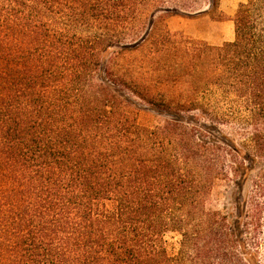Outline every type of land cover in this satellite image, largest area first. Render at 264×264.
I'll return each instance as SVG.
<instances>
[{"label":"trees","instance_id":"obj_1","mask_svg":"<svg viewBox=\"0 0 264 264\" xmlns=\"http://www.w3.org/2000/svg\"><path fill=\"white\" fill-rule=\"evenodd\" d=\"M199 5L0 0V264H264V0L218 46L155 26Z\"/></svg>","mask_w":264,"mask_h":264},{"label":"rangeland","instance_id":"obj_2","mask_svg":"<svg viewBox=\"0 0 264 264\" xmlns=\"http://www.w3.org/2000/svg\"><path fill=\"white\" fill-rule=\"evenodd\" d=\"M245 0H220V10L225 17L221 20L213 19L208 13L187 14L167 16L161 12L156 17L155 26L160 28L166 26L171 33L183 34L187 37L203 40L211 45L218 46L224 42L231 41L235 37L234 23L231 20L238 5ZM198 8H208V0H199ZM181 91V88H172V80L161 82L154 93L158 98L165 99L172 103L174 94ZM159 94V95H158ZM139 103V119L143 124L154 125L168 120L172 116L167 112H160L147 102L135 98ZM249 185L246 186V190ZM233 184L219 182L213 189L208 207L213 209L225 210L230 206ZM168 248L174 252L178 248V237L175 234H169L166 237Z\"/></svg>","mask_w":264,"mask_h":264}]
</instances>
